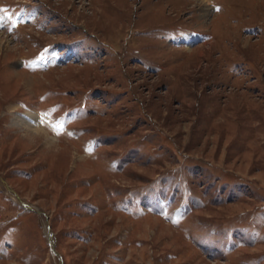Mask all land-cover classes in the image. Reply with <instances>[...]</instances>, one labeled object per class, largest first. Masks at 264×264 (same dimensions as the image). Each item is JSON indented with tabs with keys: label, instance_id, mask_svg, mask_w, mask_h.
Masks as SVG:
<instances>
[{
	"label": "rangeland",
	"instance_id": "obj_1",
	"mask_svg": "<svg viewBox=\"0 0 264 264\" xmlns=\"http://www.w3.org/2000/svg\"><path fill=\"white\" fill-rule=\"evenodd\" d=\"M208 4L0 0V264H264V0Z\"/></svg>",
	"mask_w": 264,
	"mask_h": 264
},
{
	"label": "bare ground",
	"instance_id": "obj_2",
	"mask_svg": "<svg viewBox=\"0 0 264 264\" xmlns=\"http://www.w3.org/2000/svg\"><path fill=\"white\" fill-rule=\"evenodd\" d=\"M203 2V9L205 10V12H208L209 11V4H208V0H201ZM207 14V13H206ZM193 40H187V42L189 44H193L192 42ZM8 43H9V39H6V38H2L1 36V33H0V52L2 51H7L9 50V46H8ZM17 76H20L21 75V72L17 71L15 73ZM26 81H30V79H27L26 78ZM28 82H26L27 84ZM12 109H15V108H12ZM15 111V110H13ZM14 113V112H13ZM28 114V113H27ZM30 114V113H29ZM24 118H22L21 116H18L16 117L15 119H13V122H14V126H16L17 128L19 129H23L24 128V131L25 129L27 131H25V136H33V137H37V136H41L43 135L42 133H40V130H41V126L38 125L37 126V123L40 124L39 120L36 118V116H33V114H30V115H24L23 116ZM35 124V126H34ZM45 137V136H44ZM46 138V137H45ZM49 142V145H53L52 142L46 138Z\"/></svg>",
	"mask_w": 264,
	"mask_h": 264
}]
</instances>
